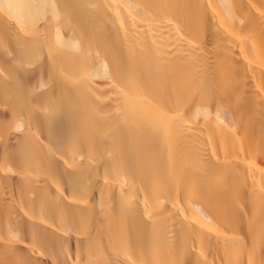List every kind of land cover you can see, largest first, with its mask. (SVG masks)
Instances as JSON below:
<instances>
[{"label": "bare ground", "instance_id": "obj_1", "mask_svg": "<svg viewBox=\"0 0 264 264\" xmlns=\"http://www.w3.org/2000/svg\"><path fill=\"white\" fill-rule=\"evenodd\" d=\"M0 264H264V0H0Z\"/></svg>", "mask_w": 264, "mask_h": 264}]
</instances>
